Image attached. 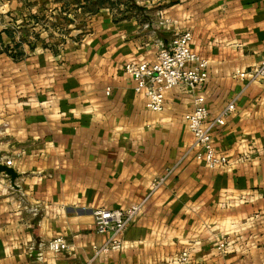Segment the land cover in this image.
Segmentation results:
<instances>
[{
	"label": "crops",
	"instance_id": "1",
	"mask_svg": "<svg viewBox=\"0 0 264 264\" xmlns=\"http://www.w3.org/2000/svg\"><path fill=\"white\" fill-rule=\"evenodd\" d=\"M84 19L62 47L0 54V165L19 177L0 173V264H264V83L234 77L264 59V0H123ZM183 31L208 63L206 124L235 105L212 129L221 169L196 160L183 121L198 90L153 113L123 72ZM145 198L122 249L96 254L93 211ZM59 237L70 250H47Z\"/></svg>",
	"mask_w": 264,
	"mask_h": 264
},
{
	"label": "built area",
	"instance_id": "2",
	"mask_svg": "<svg viewBox=\"0 0 264 264\" xmlns=\"http://www.w3.org/2000/svg\"><path fill=\"white\" fill-rule=\"evenodd\" d=\"M192 36L189 31L172 35L166 44L154 41L155 56L151 62L127 63L123 72L134 84V92L144 98L145 108L153 113H160L164 108L166 92L181 87L185 92L202 90L208 81L207 61L191 51ZM234 77L248 83H264V59L248 70H236ZM193 99V110L183 117L189 132L194 138L199 152L195 158L203 162L209 170H217L227 165L225 156L218 155L213 147L212 129L222 127L227 117L235 112L234 102H230L222 112L207 125L208 111L205 106L204 92ZM105 94H110L109 89ZM10 160L5 166L11 167ZM165 181V175L152 182V189H157ZM145 198L140 204L131 205L125 210L96 209L93 211L94 229L98 235H106L108 239L99 247H94L96 254L120 251L123 247V236L130 224L140 214ZM228 239L223 240L217 250L223 254L229 252ZM47 250L60 253L69 251L70 246L63 238H55L47 243ZM189 254L183 251L177 259L178 264L188 261Z\"/></svg>",
	"mask_w": 264,
	"mask_h": 264
},
{
	"label": "rangeland",
	"instance_id": "3",
	"mask_svg": "<svg viewBox=\"0 0 264 264\" xmlns=\"http://www.w3.org/2000/svg\"><path fill=\"white\" fill-rule=\"evenodd\" d=\"M120 3L123 0H0V32L7 30L0 48L7 47L14 56L38 47H62L69 34L86 29L85 14L92 16L97 8L115 9ZM46 5L60 9L47 10ZM35 7L42 12L33 13Z\"/></svg>",
	"mask_w": 264,
	"mask_h": 264
},
{
	"label": "water",
	"instance_id": "4",
	"mask_svg": "<svg viewBox=\"0 0 264 264\" xmlns=\"http://www.w3.org/2000/svg\"><path fill=\"white\" fill-rule=\"evenodd\" d=\"M0 173H3L6 177L9 178L12 186H14L15 180L19 178L13 169L7 168L2 165H0Z\"/></svg>",
	"mask_w": 264,
	"mask_h": 264
},
{
	"label": "trees",
	"instance_id": "5",
	"mask_svg": "<svg viewBox=\"0 0 264 264\" xmlns=\"http://www.w3.org/2000/svg\"><path fill=\"white\" fill-rule=\"evenodd\" d=\"M7 34V30H2L0 32V42H1V38H2V34ZM9 52V49L7 47H4V48H0V54L2 53H8ZM23 56V53H16L13 57L14 59H18L19 57Z\"/></svg>",
	"mask_w": 264,
	"mask_h": 264
}]
</instances>
